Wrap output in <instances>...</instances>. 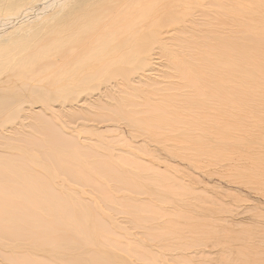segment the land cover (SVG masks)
<instances>
[{
    "label": "bare ground",
    "instance_id": "6f19581e",
    "mask_svg": "<svg viewBox=\"0 0 264 264\" xmlns=\"http://www.w3.org/2000/svg\"><path fill=\"white\" fill-rule=\"evenodd\" d=\"M241 187L264 0H0V264H264Z\"/></svg>",
    "mask_w": 264,
    "mask_h": 264
},
{
    "label": "rangeland",
    "instance_id": "374dc122",
    "mask_svg": "<svg viewBox=\"0 0 264 264\" xmlns=\"http://www.w3.org/2000/svg\"><path fill=\"white\" fill-rule=\"evenodd\" d=\"M175 26L174 25H172V28H174ZM21 96V95H20ZM19 96V97H20ZM35 106H36V108H38V107H41L42 105L41 104H35ZM94 124V123H93ZM109 124H95V127H100V128H104V127H106V126H108ZM139 140V139H138ZM139 141H141V140H139ZM235 188V187H234ZM237 188V187H236ZM239 189H241V192L242 193H244V191H245V193L247 192V193H249V195L251 196H249V195H247V193H246V195L247 196H249L250 198H255V200H262V202H264V198L262 199V197H261V195H259V194H257V195H255L253 192H251L250 190H248V188H244V187H241V188H239ZM242 196H245V194H241ZM259 195V196H258ZM257 196V197H256Z\"/></svg>",
    "mask_w": 264,
    "mask_h": 264
}]
</instances>
